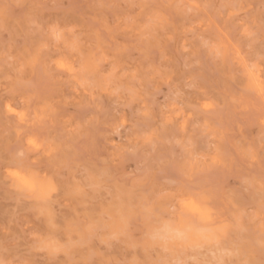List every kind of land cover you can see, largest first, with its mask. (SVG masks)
I'll return each instance as SVG.
<instances>
[{
  "label": "rangeland",
  "instance_id": "374dc122",
  "mask_svg": "<svg viewBox=\"0 0 264 264\" xmlns=\"http://www.w3.org/2000/svg\"><path fill=\"white\" fill-rule=\"evenodd\" d=\"M149 18L162 22L149 29ZM262 19L264 0H0V264L159 258L136 246L135 226L109 248L89 241L83 222L118 188L137 189L135 203L150 198L165 220H179L166 194L185 169L197 190L190 199L211 194L203 234L224 225L229 234L221 247L200 249V235L188 233L191 246L177 241L167 258L259 264ZM88 57L98 70L83 73ZM33 170L56 186L51 199L24 188ZM93 171L112 191L75 195ZM38 237L65 247L53 254Z\"/></svg>",
  "mask_w": 264,
  "mask_h": 264
},
{
  "label": "snow or ice",
  "instance_id": "6c2138e0",
  "mask_svg": "<svg viewBox=\"0 0 264 264\" xmlns=\"http://www.w3.org/2000/svg\"><path fill=\"white\" fill-rule=\"evenodd\" d=\"M4 11H7L5 6ZM162 21L153 22L151 18L145 22L146 28L158 27ZM264 28V19L261 21ZM57 25H52L51 30L56 32ZM61 68L67 67L65 64H60ZM79 71L89 73L93 70H98V65L93 57H88L82 61ZM261 95L264 96V88L261 89ZM205 108H210L211 105L205 104ZM147 115V113H145ZM33 144V141H29ZM254 159V157H252ZM261 167L264 168V153L260 156ZM188 171L185 169L180 172L174 183L175 188L166 195L170 203L176 205L174 212H179V220L163 218L164 213L159 210L155 200L145 199L144 196H139L140 203H135L138 196V190L135 188L121 191L119 188L116 191L119 193L113 200L109 201L98 218L89 216L84 222V231L89 238V241L99 240L101 244L107 247H112L114 242L127 240L130 230L135 226L139 228L143 235L137 242L136 246L143 247L146 253H151L159 258L152 261H144L143 264H185L182 260L168 259V254L175 253L177 241L181 242V246H191L188 243V233L195 232L200 235V239L195 243V247L204 249L205 247L215 246L221 247L224 241L228 238V226L219 227L216 232L211 235H204L201 227L203 221H213L212 213L209 211V199L211 194L207 191L200 192L199 195L193 197L192 193L195 190L188 182ZM262 181H264V173H262ZM24 187L32 192H42L45 194V199H51L53 194L57 192L56 186L46 176L41 177L39 174H34L30 181H26ZM109 191L112 189L105 187V177L103 173L91 172L86 173L84 181L73 185V193L75 195L87 198L89 193ZM79 214V213H78ZM185 223H187V231H182ZM154 224L162 226L152 227ZM264 228V225H262ZM38 244L42 248H46L53 254L59 252L65 245H61L59 241L51 238L38 237ZM71 237H69V243ZM261 260L259 264H264V234L261 238ZM234 253L225 250V255L232 256ZM78 264H118L114 260H82ZM219 264H256L252 260H241L239 262L233 260L220 261Z\"/></svg>",
  "mask_w": 264,
  "mask_h": 264
},
{
  "label": "bare ground",
  "instance_id": "6f19581e",
  "mask_svg": "<svg viewBox=\"0 0 264 264\" xmlns=\"http://www.w3.org/2000/svg\"><path fill=\"white\" fill-rule=\"evenodd\" d=\"M241 3V2H240ZM226 54H227V52H226ZM228 58V57H227ZM66 65V64H65ZM64 69V68H63ZM247 75H248V73H247ZM249 76V75H248ZM247 77V76H246ZM255 78V77H254ZM250 79H251V77H250ZM248 80V79H247ZM253 83V82H252ZM248 84V83H247ZM254 85V84H253ZM247 87H249V88H251L249 85L247 86ZM254 88H255V86H254ZM253 88V89H254ZM252 89V88H251ZM255 90H256V88H255ZM8 106H6V108H7ZM13 109V108H12ZM8 110V109H7ZM13 111V110H12ZM19 116V115H18ZM19 135V134H18ZM20 136V135H19ZM19 136H18V138H19ZM22 136V135H21ZM22 139V138H21ZM29 142V141H28ZM25 162V161H24ZM26 163H28V162H26ZM26 163H24V164H26ZM19 166V165H18ZM26 166V165H25ZM20 167V166H19ZM35 169V168H34ZM19 170V169H18ZM13 172V171H12ZM27 172V171H26ZM31 172H32V170H31ZM35 171L33 170V175L35 174L34 173ZM11 172L9 171V174H10ZM13 174V173H12ZM11 174V175H12ZM29 177V176H28ZM20 179V178H19ZM24 179V178H23ZM12 180V179H11ZM14 181H15V179H14ZM20 181H21V179H20ZM23 181V180H22ZM13 182V181H12ZM11 182V183H12ZM26 182V181H25ZM19 183V182H18ZM22 184V183H21ZM25 184V183H24ZM13 185H14V182H13ZM12 185V186H13ZM18 186H19V184H18ZM23 186V185H22ZM17 187V186H16ZM25 188V187H24ZM17 189V188H16ZM21 189H22V187H21ZM22 190H20V192H21ZM25 191V190H24ZM39 192V191H38ZM19 193V192H18ZM37 193V192H36ZM36 193H34V194H36ZM38 194V193H37ZM40 194V193H39ZM33 197V196H32ZM35 197H38V196H35ZM29 199H31V198H29ZM36 199V198H35ZM39 200H41V198H38ZM32 200V199H31ZM43 200V199H42ZM35 201H38L37 199L35 200ZM42 202V201H41ZM44 202V201H43ZM38 203V202H37ZM45 203V202H44ZM37 211V210H36ZM45 212H47V211H44V213ZM40 213V212H39ZM41 214L43 215V213H42V211H41ZM46 214V213H45ZM49 215V214H48ZM90 215V214H89ZM52 216V215H51ZM91 216V215H90ZM49 220V219H48ZM50 221H52V220H50ZM47 222V221H46ZM48 224H52L51 222L49 223L48 222ZM48 224L46 225V226H48ZM45 226V225H44ZM45 226V227H46ZM54 226V225H53ZM49 227V226H48ZM56 227V226H55ZM47 228V227H46ZM58 228V227H57ZM52 231V230H51ZM53 232V231H52ZM51 233V232H50ZM55 239V238H54ZM33 258V257H32ZM35 260V259H34Z\"/></svg>",
  "mask_w": 264,
  "mask_h": 264
}]
</instances>
